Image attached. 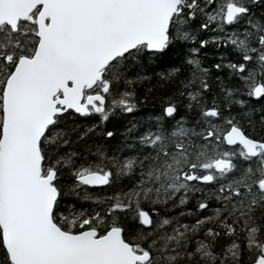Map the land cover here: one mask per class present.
Returning <instances> with one entry per match:
<instances>
[{
  "label": "snow or ice",
  "instance_id": "1",
  "mask_svg": "<svg viewBox=\"0 0 264 264\" xmlns=\"http://www.w3.org/2000/svg\"><path fill=\"white\" fill-rule=\"evenodd\" d=\"M0 264H264V0H0Z\"/></svg>",
  "mask_w": 264,
  "mask_h": 264
}]
</instances>
